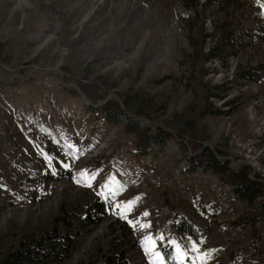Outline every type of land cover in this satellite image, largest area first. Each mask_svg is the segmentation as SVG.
Returning <instances> with one entry per match:
<instances>
[{"label": "rangeland", "instance_id": "obj_1", "mask_svg": "<svg viewBox=\"0 0 264 264\" xmlns=\"http://www.w3.org/2000/svg\"><path fill=\"white\" fill-rule=\"evenodd\" d=\"M262 4L237 1L230 14L257 39L225 64H205L215 72L203 81L221 95L210 100L221 114L210 115L201 83L180 62L179 15L188 14L180 0H0V233L49 224L62 202L100 198L104 218L84 229L77 222L75 247L57 264H97L121 233L129 264H161L155 253L167 264L164 246L174 264H264L260 207L237 199L213 172L187 171L190 149L181 145L220 148L232 165L247 163L264 177V79L233 75L238 61L264 62ZM135 90L161 108L106 119L99 107ZM129 118L141 133L173 136L136 146Z\"/></svg>", "mask_w": 264, "mask_h": 264}, {"label": "trees", "instance_id": "obj_2", "mask_svg": "<svg viewBox=\"0 0 264 264\" xmlns=\"http://www.w3.org/2000/svg\"><path fill=\"white\" fill-rule=\"evenodd\" d=\"M237 1L239 3L241 0H180L188 12L186 16L179 15L185 39L180 51V62L187 68L189 81L201 83L205 99L203 111L210 115L221 114V110L210 101L211 98H221V95L214 92L219 88L218 85L203 81L205 76L215 72L205 67V64L213 60L225 64L244 51L246 39H257L255 32L239 23L241 18L238 15H230ZM214 10L220 11L219 17L210 14ZM208 19L210 27L206 24ZM147 61L148 57L139 60L136 70L138 75ZM233 75L244 82L259 83L264 79V62L245 66L238 61ZM86 95L95 98L90 93L86 92ZM161 106L152 97H146L142 91L135 90L127 91L119 101L109 99L99 108L103 110L106 119L113 121L117 118V112L127 110L137 116H150V112ZM131 120L128 119L125 130L138 133L139 137L134 141L136 146H147L149 141L163 143L173 136L167 129H159L152 135L141 133L139 123ZM184 142L181 145L190 149L185 157L187 171L201 170L217 174L222 183L231 186L237 199L250 207L258 205L264 213V177L260 173L254 172L247 163L232 165L226 151L220 148H211L194 141ZM105 207L103 199L82 197L75 204L62 202L57 212L50 216L49 224L42 227L37 228L28 223L12 225L10 230L0 233V264H57L67 258L75 247L73 234L76 223L82 229L99 223L104 218ZM186 223L190 228V223ZM122 234L111 239L110 246L99 255L100 262L97 264H129V252L124 249L127 242ZM163 249L166 263L174 264L169 254L171 249L165 246ZM77 264L95 263L80 261Z\"/></svg>", "mask_w": 264, "mask_h": 264}, {"label": "snow or ice", "instance_id": "obj_3", "mask_svg": "<svg viewBox=\"0 0 264 264\" xmlns=\"http://www.w3.org/2000/svg\"><path fill=\"white\" fill-rule=\"evenodd\" d=\"M262 7H264V4L261 5ZM71 147V146H69ZM94 179V177H92ZM89 187H91V183L89 182L88 184ZM105 187H107V185H105ZM109 191H111V189H109ZM113 195H115L116 193H112ZM119 208V205L117 206ZM131 207H132V202H128L127 204L124 205V211L127 212V211H130L131 210ZM145 215H147V213H145ZM129 223H131V221H129ZM147 241L148 243L154 247L155 246V243L154 241L152 240L151 237H148L147 238ZM174 243V242H173ZM151 250V249H149ZM193 251H198V249L196 248L195 244L193 245ZM178 253H179V249H177ZM180 254V258L182 259L183 258V253H179ZM207 256V254H205V257ZM155 257L157 260H161V264H162V258L160 257V254L159 253H155ZM205 257H198V259H203Z\"/></svg>", "mask_w": 264, "mask_h": 264}]
</instances>
